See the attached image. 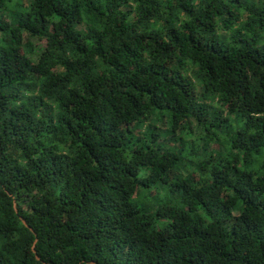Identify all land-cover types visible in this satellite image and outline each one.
<instances>
[{
    "label": "trees",
    "instance_id": "trees-1",
    "mask_svg": "<svg viewBox=\"0 0 264 264\" xmlns=\"http://www.w3.org/2000/svg\"><path fill=\"white\" fill-rule=\"evenodd\" d=\"M0 264H264V0H0Z\"/></svg>",
    "mask_w": 264,
    "mask_h": 264
},
{
    "label": "rangeland",
    "instance_id": "rangeland-1",
    "mask_svg": "<svg viewBox=\"0 0 264 264\" xmlns=\"http://www.w3.org/2000/svg\"><path fill=\"white\" fill-rule=\"evenodd\" d=\"M183 157L185 158H183V161H186V160H189V159H191L193 156H191V155H187V153L186 154H183ZM134 200V199H133ZM148 200H149V198H148ZM138 205H141V203L140 202H138L137 203Z\"/></svg>",
    "mask_w": 264,
    "mask_h": 264
},
{
    "label": "water",
    "instance_id": "water-1",
    "mask_svg": "<svg viewBox=\"0 0 264 264\" xmlns=\"http://www.w3.org/2000/svg\"><path fill=\"white\" fill-rule=\"evenodd\" d=\"M23 223H25V221L23 220Z\"/></svg>",
    "mask_w": 264,
    "mask_h": 264
}]
</instances>
